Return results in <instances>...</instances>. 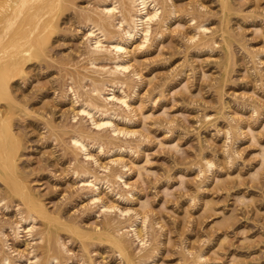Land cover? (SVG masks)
<instances>
[{
  "label": "rangeland",
  "instance_id": "374dc122",
  "mask_svg": "<svg viewBox=\"0 0 264 264\" xmlns=\"http://www.w3.org/2000/svg\"><path fill=\"white\" fill-rule=\"evenodd\" d=\"M96 1L63 4L46 54L28 61L26 73L12 82L14 102H1L22 149L18 179L11 172L0 176V264L5 256L27 264L22 257L32 251L43 260L38 264H48L49 254L58 256V264H128L110 242L106 220L117 219L109 231L128 230L136 213H143L139 225L146 222L150 235L145 234L146 245L127 237L141 264L153 255L155 264H264V0H160L164 19L170 18L168 30L154 23L148 46L140 47L142 37L132 46L141 80L132 73L109 74L111 59L96 63L106 72L92 70L86 18L96 17L95 6L103 0ZM199 24L206 33L198 31ZM116 78L126 82L130 96L138 89L134 111L115 104L125 117L117 122L133 130L130 136L92 128L76 106L95 97L90 81L110 86ZM80 130L98 166L73 149L70 138ZM121 157V164H111ZM86 169L111 180L115 192L104 190L103 198L118 208L112 214L93 200L81 176ZM119 171L127 184L117 183ZM19 179L45 204L52 222L38 216L36 233L28 236L25 230L17 238L14 228L29 214L25 196L14 187ZM126 209L133 212L122 214ZM77 227L97 228L105 236L85 238Z\"/></svg>",
  "mask_w": 264,
  "mask_h": 264
},
{
  "label": "bare ground",
  "instance_id": "6f19581e",
  "mask_svg": "<svg viewBox=\"0 0 264 264\" xmlns=\"http://www.w3.org/2000/svg\"><path fill=\"white\" fill-rule=\"evenodd\" d=\"M67 1L68 0H0V176H2V177L3 176L8 177L7 176L8 172H11V173H13L12 175H14V177L16 179H18L17 177L20 173L19 167L21 166V165L19 166V161H20V151L22 149V141H21L20 137L15 133V131H14L15 129L13 130L12 124L10 122V118L5 116L4 112L2 111L1 102H6V103L14 102L15 97H14V92H13V88H12V82L16 78H18V77H20L26 73V64L28 61H30L33 58H36L37 56H41V55L46 54L48 46L51 42V37H52L53 33L57 30V27H58L57 21H58L60 9L63 6V4ZM71 1L72 0H70V2ZM169 1H171V0H163V3L169 2ZM98 2H99V0L96 1V4ZM100 2H101V0H100ZM161 3L162 2H160V0H103L100 4H98L99 6H97V7L95 5H93V6H95V8H97L94 10L96 17H94L93 15H89L86 18L87 19L86 27L88 28V34H86V39H88L87 42H88V44H90V47H91L90 51H89L90 57H88V59L90 58L89 64H93L94 67H96V68L93 67L94 69H92V68L91 69L92 70L97 69L98 67L96 66V63H99L98 61H100V60L105 59V61L108 62L109 60L107 61L106 59H111L113 62L111 60L110 61H111V63H113L114 67L111 68L112 70L109 71V74L117 76L119 74H126L127 75L129 73H132V75L136 76L137 78H139L141 80L142 76L140 75L139 72H137V69L136 70L134 69L135 67L132 63V46H133V44H135L137 42V40L140 37H142V39H143V40H141L142 44L140 47H143L144 45L146 46L147 43L151 41L150 39H151V36L153 35L154 30H152V29H154L153 28L154 23L157 24V23L163 22L166 25V26H164L165 28H167L169 26V24H170L169 19L170 18L164 19L163 14L167 10L164 7V5H162L163 3L162 4ZM86 12H87V10H86ZM91 12H93V10ZM83 13H84V11H83ZM171 13H174V10L171 11ZM81 21H84V18ZM80 24L82 25V23H80ZM201 25L202 24L198 25V26H200V28L198 27L199 28L198 31H202L203 30L202 27H206V26L201 27ZM161 28H163V27H161ZM201 28H202V30H201ZM167 30H168V28H167ZM157 32H160V31L158 30ZM204 32L206 33V31H204ZM87 35H88V38H87ZM202 35H204V34H202ZM157 37H159L158 39H161L163 37V33L162 34L159 33V36H157ZM89 41H90V43H89ZM87 46H89V45H87ZM144 47L142 49H144ZM88 49H89V47H88ZM85 55H88V54H85ZM102 62H104V61H102ZM105 65H107V64L105 63ZM98 66H100V65H98ZM107 67L108 66H105V68H107ZM109 67H110V64H109ZM109 67L107 70L110 69ZM100 68H103L102 64H101ZM99 70H97V71H99ZM104 70L106 72V69L103 68V71ZM100 71H102V70H100ZM103 71H102V73H104ZM79 73L82 74L81 71ZM134 76L133 77L131 76V77L134 78ZM125 77H127V76H125ZM129 77L130 76L128 75L127 78H129ZM75 78H77V77H75ZM79 78H80V76H79ZM106 78H108V77H106ZM83 80H85V79H83ZM89 80H91V79H89ZM76 81L77 80H75V83H77ZM85 81H87V80H85ZM90 82L94 83L93 86H91L93 88V92H92V90H91V92L94 93L95 97L90 98L87 101L83 100L82 104H80L79 102H76V104H77L76 106H78V113L83 116V118H84L83 120L85 121L86 119H88L87 122L89 121V124L91 123V126H93L92 128L96 127L99 130H101V132L102 131L104 132L106 129H108L111 131L110 134L114 133V134H117V136H118V134L124 133V134H127V135L123 134L124 136H130L131 134L129 135L128 133H130V132L132 133L133 130L128 131V129L126 130V129H123L119 126V123L117 122V120H119V122H120L121 120H125V117L121 116L118 113L115 106L118 103V106H117L118 109L121 108L123 110V108H125L127 110L134 111V100L138 94V89L136 88L137 86L135 87L134 93L133 94L131 93L132 96H130V93L128 94L125 91V86H127L125 84L126 82L119 81V80H117V78L113 79L111 81L112 83L110 86L106 85L105 81L104 82L103 81H95V82L90 81ZM119 84L122 85V87L125 84L124 90L122 88H119ZM118 89L119 90L121 89V91H122L121 95H117L116 91ZM91 92H89V93H91ZM98 100H104L106 103L101 104L98 102ZM75 101H80V100L76 99ZM125 109H124V111H125ZM133 113H135V112H133ZM76 116H77V114H76ZM75 118H78V116ZM136 118H137V116H136ZM127 121L130 125L131 123H133L134 120L133 119L130 120V118H129V120H127ZM108 130H107V132H108ZM132 134H134V133H132ZM70 139L73 140L72 141L73 142V149L77 152V156L83 155L86 159H91V160H88L89 162L92 161V159H93V162L98 166L99 161L96 158H94L95 156L92 157V154H90V150L92 148V145L89 143L88 139L85 138V133L82 130H80V132L77 135H75L74 137H72ZM89 139H90V141L93 140V139L91 140V138H89ZM94 144H96L95 141H94ZM97 146L99 147V145H97ZM71 147H72V145H71ZM102 147H103V145H102ZM102 147L100 145L99 149ZM99 149H97V150H99ZM104 153H106V152L104 151ZM114 153H116V152H114ZM123 153H125V152H123ZM101 154H103L102 150H101ZM109 154H110V152H109ZM121 161H123L122 157L117 158V159H113L110 162H111V164L113 163L115 165L116 164L119 165L122 163ZM97 166H96V168H97ZM99 166H100L99 168L101 169V165H99ZM103 166H104V168H106L105 165H103ZM127 166H125L124 168H126ZM120 167H121V165H120ZM107 168L109 169V167H107ZM108 169L107 170L104 169V170L109 171ZM104 170H102V171H104ZM96 172L86 169L84 171V173L82 171L83 175H81L82 173L80 175L83 176L82 178H86L85 180H83L84 184L86 183L88 185L87 187L90 186V188L92 189L93 200L95 201V203L97 202L99 204V206H100L99 210H101L106 215H110L113 212H115L118 208L115 205H111L104 200L103 191L108 190L111 193H114L115 192L114 186L112 187V182L108 176L101 178L96 174ZM120 173L114 172V177H115V179H117V183H119L120 181H122V182L126 181V180H123V178H125L123 176L124 174H122V173L120 174ZM124 183H126V182H124ZM119 186L116 185V187H119ZM14 187H15V190L17 192H20L25 196V198L28 202V204H25V205H27V208L29 205L28 216L27 217L22 216V219L19 218L21 220V222L18 223L17 226H15L16 228H14L16 231V234L18 236L17 238H19L22 235L21 233L25 230L27 231L28 236H33V232H35L34 231L35 224L37 223L36 218L39 216V217H41V219H44V220L46 219V221L50 222L49 221L50 217H51L50 215H52V214H50V212L47 210L45 204L35 195V193L30 189L29 185L24 180L19 179V182L16 185H14ZM92 194H90V195H92ZM129 195H131V194L129 193ZM118 196H120V195H118ZM132 196H134V193H132ZM116 197H117V193H116ZM124 198H127V197H124ZM21 199H23V198H21ZM91 199H92V196H91ZM93 200H92V202L94 203ZM125 200H127V199H125ZM27 202L24 201V203H27ZM6 209H7V207H6ZM101 211H99V213H101ZM121 211H122V214H125L127 209L125 211H123V210H121ZM121 211H120V213H121ZM131 211H132V209L129 212H131ZM129 212L127 211L128 214H129ZM120 213L118 214V216L120 215ZM132 214H134V213H132ZM142 214L140 215L139 213L138 214L136 213L134 221H132L133 219L131 217L132 223L129 224L130 226H129L128 230H127V228L123 227V228H115L114 229L115 231L114 230L109 231L110 227H113L116 224H118L116 222L117 219L115 220V219H113L114 218L113 217L112 219L108 218L106 220V229L108 232V234H107L108 238H109L110 242H112L118 248V250H119L118 255L119 256L121 255V257L127 258L125 260H127L128 264H141L142 259L140 258L137 260L130 253L129 244H128L129 241H127V237H130L131 235H133L136 238V239L135 238L134 239L137 240L138 242H140L141 245L147 244L146 240H145V237H146L145 236V234H146L145 228L147 227L146 222L144 221L145 223H143L144 224L143 227H140V225H139ZM143 216H142V218H143ZM146 216H148V215H146ZM121 217L124 218L125 216L122 215ZM106 218H107V216H106ZM115 218H118V217H115ZM148 218H150V217H148ZM55 220L60 224H64L63 219L61 217H58ZM35 221H36V223H35ZM122 224H123V222H122ZM148 224L149 223L147 222V225ZM36 227L38 228V226H36ZM117 227H119V226H117ZM125 227H128V225L127 226L125 225ZM98 228H99V226H98ZM75 231H77L78 234H80V236L85 237V238H91V237H94L96 235H100V234L103 235L105 233L104 231L98 230L97 228H91V229L85 230L83 228L77 227V228H75ZM25 233L26 232H24L23 234H25ZM42 235L44 236V234H42ZM42 235H41V237H43ZM107 235H106V237H107ZM3 236H5L4 233H3L2 237ZM103 236H105V235H103ZM148 236H150V235H147V238H148ZM3 238H5V237H3ZM30 239H32V238H30ZM58 241H59V247H61V249L65 252V250H64L65 244L62 243L60 237L58 238ZM7 244H9V243H7ZM150 244H152V243H150ZM5 246H8V245H5ZM7 248H9V247H7ZM131 249H132V247H131ZM31 251H32V249H31ZM139 251H141V250H139ZM138 252H135V253H138ZM156 252H158V251H156ZM36 254H37V252H36ZM10 255H11V253H10ZM12 255H13V253H12ZM31 255H33V251H32V254H30V257L24 258V256H26V253H25V255L22 257L23 261L25 259L27 264H38L39 262L43 261V260H41L40 256H37V255L31 256ZM156 258L157 257L155 255L149 256L148 259H143L144 262H142V263L143 264H155ZM58 259L59 258L57 255L49 254L48 259H47V263L48 264H53V263L58 264V261H59ZM14 261L16 264V262L18 260L16 261V259H14ZM3 264H13L12 258H10V256H5L3 258Z\"/></svg>",
  "mask_w": 264,
  "mask_h": 264
}]
</instances>
